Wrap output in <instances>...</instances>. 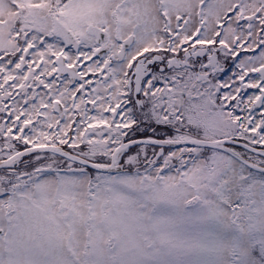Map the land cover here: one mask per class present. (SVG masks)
Listing matches in <instances>:
<instances>
[{
    "label": "snow or ice",
    "instance_id": "obj_1",
    "mask_svg": "<svg viewBox=\"0 0 264 264\" xmlns=\"http://www.w3.org/2000/svg\"><path fill=\"white\" fill-rule=\"evenodd\" d=\"M0 264H264V0H0Z\"/></svg>",
    "mask_w": 264,
    "mask_h": 264
}]
</instances>
